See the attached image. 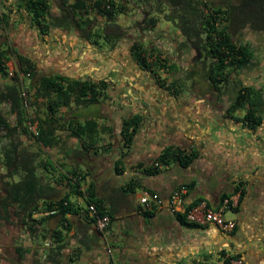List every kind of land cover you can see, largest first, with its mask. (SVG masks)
Returning a JSON list of instances; mask_svg holds the SVG:
<instances>
[{"label": "crops", "instance_id": "0c3cea01", "mask_svg": "<svg viewBox=\"0 0 264 264\" xmlns=\"http://www.w3.org/2000/svg\"><path fill=\"white\" fill-rule=\"evenodd\" d=\"M5 1L7 6L11 5L8 9L9 19L16 27L12 31L14 40L27 51L36 68L51 61L62 64V59L55 60L56 51L50 50L46 56L47 46L33 39L36 31L27 24L24 12L15 9L12 0ZM15 11L19 13L13 14ZM50 14H56L53 5ZM92 15L89 12L87 17ZM51 33L64 45L63 52L73 50L79 56L74 64L57 66L56 74L80 81L84 73L87 79L104 76V65L97 64L90 48L81 44L77 49L80 44L76 45L75 37L65 34L63 37L57 29ZM66 38L74 39V47L64 42ZM80 70L84 71L79 74ZM143 81L144 94L130 95V89L121 90L115 105L111 99L99 96L92 104L71 102L60 107L55 116L61 127L55 130L56 140L50 146L30 140L28 134L24 136L26 145L33 146L30 152L38 162L39 175H34L39 210L59 199L77 210L40 216L34 232L25 228L24 211L12 203L9 228L3 234L4 238L12 236V251L7 255L0 247V264H225L223 251L232 253L224 247L226 240L233 250H241L257 239L261 243L250 245L245 253L237 255L244 264H264V235H249L253 226L264 228V145L257 148L253 139L236 140L238 127H234V112L228 117L214 116L212 109L202 106L201 98L186 94L171 98L157 87L160 84L156 85V80ZM44 114L42 111L40 118ZM131 116L140 118L139 126L128 147L121 148V122ZM188 119L191 125L198 124L192 138L183 137L188 133L182 136L176 132L189 127ZM88 120L97 125L93 135L69 136L66 130L69 122ZM211 127H215L216 137L210 138ZM241 130L250 133L246 127ZM166 147L184 151L186 155L193 153L194 158L184 167L174 161L157 163V155ZM46 159L51 160L53 173L46 170ZM247 163L252 165L247 167ZM16 174L19 178L22 175L20 171ZM16 174L10 175L11 183L19 180ZM179 185L188 186L186 205L204 200L208 208L216 210L223 199L234 197L235 205L228 200L223 209V215L234 221L229 238L222 236L211 223L189 226L170 214L165 206H153L147 211L138 202L143 190L166 199ZM86 193L99 200L110 217L103 241L84 215ZM220 247H223L221 254L217 253L220 257H214L213 252ZM194 257L208 263H200Z\"/></svg>", "mask_w": 264, "mask_h": 264}, {"label": "trees", "instance_id": "16d2710c", "mask_svg": "<svg viewBox=\"0 0 264 264\" xmlns=\"http://www.w3.org/2000/svg\"><path fill=\"white\" fill-rule=\"evenodd\" d=\"M12 1L20 11L24 12L30 23L36 26L40 34L43 35L49 28L74 29L79 37L86 40L93 35L88 29L92 22L87 17L89 12L103 19L106 26L114 31L120 26L114 24L113 19L126 12L128 4H134L141 13H159L165 22L174 26L182 38L181 44L194 50L200 56V72L198 73L214 90H218L220 85L222 87L228 85L231 76L237 72L256 65L249 44L236 39L241 36L242 31L246 29L252 33L264 34V0H154L153 3L151 0H136L134 3L131 0L117 2L114 0ZM6 5L5 0H0V31L9 20V15L3 11V9L11 11L8 9L9 5ZM52 5L56 9L54 15L50 14ZM146 5L149 7L145 11ZM165 9H168V13L164 12ZM155 17L148 18L149 28L155 27L157 23ZM116 35L112 32L105 37ZM95 36L98 34L95 33ZM98 37L104 36L99 35ZM2 45L3 43H0V77L4 78L7 75L5 63L10 54L13 56L14 49H2ZM153 51L154 49L151 48L147 52L141 45L132 47L134 53L132 55L137 65L153 73L157 83L164 85L174 95H178L182 89V82L179 79H173L165 84L164 80L157 76L160 71H171L174 65L170 64L168 58L159 51L154 53ZM16 60L18 69L10 77L11 84L0 85V103L8 104L9 111L14 116V123L10 125L0 113V133H3V137L7 139L6 143L1 146V161L9 175H15L18 171L22 173L19 180L10 185L9 195L11 202L18 204L19 208L24 211L27 228L35 232L39 220L31 219L30 215L32 212L39 211L35 202L37 179L34 175V168L29 165L28 157L30 156H27V152L18 149L20 144L18 135L28 134L42 146L52 145L56 140L55 130L61 127L59 119L55 116L56 111L60 107H67L71 102L78 104L104 96L105 85L104 83L93 84L87 80H72L60 74L39 75L30 85L32 90L30 106L36 107V103L42 105L45 114L43 118H36V135H33L28 132L24 124L26 119L22 108L23 99L20 95L24 80L19 81V76L28 74V77H33L36 72L35 64L29 58L19 54H16ZM194 74L196 72L193 70L189 72V75ZM243 91L248 94L241 93ZM252 91V88L240 85L237 95L233 96L226 109V114L229 116L236 110L243 111L244 114L236 121L249 130L255 129L260 123V115L257 112L259 94L256 92L253 94ZM139 122L140 118L137 116L121 122V148H126L131 143ZM96 127L95 122L88 120L83 123L69 122L66 130L69 136L81 138L85 135H93ZM15 134L17 135L16 141L13 140ZM193 158V153L186 155L180 150L166 147L157 155L156 162L167 164L169 161H174L184 167ZM115 171H117L116 168ZM84 201L85 204H94L99 214L109 216L102 203L92 194L86 193ZM70 207L67 202L59 199L56 202L47 203L41 210L55 209L56 213L61 214L77 210ZM177 218L180 222L189 225L179 216Z\"/></svg>", "mask_w": 264, "mask_h": 264}, {"label": "flooded vegetation", "instance_id": "af4514ba", "mask_svg": "<svg viewBox=\"0 0 264 264\" xmlns=\"http://www.w3.org/2000/svg\"><path fill=\"white\" fill-rule=\"evenodd\" d=\"M15 9H18V8L16 7ZM24 22H25V20H22V23H24ZM27 24L31 28H34V30L36 31L35 35L33 34V39L35 37V38H37L36 40L38 41V43H41V45L47 46L48 51H47L46 56H48L50 50L58 51V48H57L58 45L57 44H59L60 41L57 40L58 38L56 37L55 34L53 35V33H51V31L53 29H57V28H49L47 30V32L42 35L39 33L36 26L32 25L29 20H27ZM91 25L88 29H89V32L93 35H91L88 40L79 37L76 30H74V29H70V30L57 29V31H59L62 34V36L64 34L67 36L70 33H72L71 37H75V40L77 41L76 45L81 44L82 42L86 43L89 46L88 48H90L89 49L90 54L95 55L94 58L96 60H98L97 64L104 65V68H105L104 76H99V77L94 76L90 79H87L86 78L87 74L84 73V74L80 75L79 78H83V80H88V81L92 82L93 84L101 85V83H104L105 89H104V96H102V97H104L106 99L107 98L108 99L117 98L119 95H121L120 91L126 90V89H130V91H129L130 95H136L137 93L141 94V95L144 94V92H146V91L143 90L145 88V85L142 86V81L146 80V78H150V79H153V81H155V75H153V73H150L149 71L143 69L141 66L137 65L136 61L133 58L132 54H134V53L132 52V47H133V45H141L142 44L141 43L142 38H140L138 36V34L137 35L132 34L131 38L128 40L129 37H127L126 33H124L120 27L114 31V29L107 27L105 22L103 24H99V25H95L94 23L91 22ZM10 27H11L10 29L12 31L15 28L14 26H10ZM138 28H140V27H138ZM151 28L148 27L149 30H151ZM112 32H115V34H117V35L105 37L107 34L112 33ZM95 33H97L98 36L103 35L104 37L100 38L98 36H95ZM50 34H52V36ZM126 40H127V45H126L125 49L127 50V58H128L129 65H126L125 61L122 62L121 58L118 59V56H119L118 54L114 55L115 53H117V49H119L121 47V45L123 44V42ZM60 45L62 47L63 44H60ZM13 46L14 45H12L11 47L14 50H18V49L20 50L21 49L19 46L16 49ZM188 50H190V48H188ZM59 51L61 52V54L64 53L63 50H59ZM194 53H195V55H193L191 57V60H193L192 62L194 64H199L200 63L199 62L200 56L195 51H194ZM19 55L25 56V57L29 58L30 60H32L29 57L27 51H25V50L22 51V54L19 53ZM55 55L57 56V52H55L54 56ZM60 57L61 56H59V58ZM76 57L79 58V56H76ZM85 57L87 60H90L87 56H85ZM166 57L169 58L168 55H166ZM62 58L65 59L62 62L63 65H64V63L70 64L71 62H73L72 60L69 61L70 55H68V54L65 56H62ZM56 59L57 58H55V60ZM55 60L53 59V61H55ZM57 66H60V65L54 64L51 61V63H49L48 65H45V66L43 65L41 67L42 73L39 72L40 67L38 68L39 71H37V72L40 73L39 75H46V76L54 75L56 73H59ZM183 70L188 71L187 72L188 75L186 76V77H188V79L186 80V82L188 83V86H184L182 84L183 90L181 89V91L178 93V95H174L173 93H171V91L167 90V88L165 86L160 85L157 87L158 88L160 87L162 89V91H164L165 94H167L168 97H171V98H177L179 95H182V94H186V95H189L191 97L201 98V101L203 103L202 106L204 108H207V109H212V111L214 112V116H217L215 114H220L222 116L226 115L228 117V115L226 114V109H227V106H228V104L232 98L229 97V93L222 91V85H220L218 90H214L211 87V85H209V83L200 75V78L203 81V88H202L203 90L202 89L197 90V89H195V85H194V80H193L194 75H189V72L191 71V69L190 68H183ZM83 71L84 70H80L79 74ZM38 73H37V75H38ZM39 75L37 77H39ZM172 80H170V81H172ZM155 84L159 85V83L158 84L155 83ZM240 85L243 87L252 88L253 94H255V92L259 94V102H258L259 105L257 108V112L260 115V123L255 129L250 130V133L252 135V139L255 142L259 140V143L256 144L257 148H258L259 145H264V97H262V95L260 94V92H259L260 89L255 87L253 83L250 82V84H249V82H248V84L244 85L242 83H237L233 79V81L230 83V87L232 89V93H234V97H235V95H237V89H238V87H240ZM241 93L248 94L247 92H244V91ZM249 95H250V93H249ZM123 97L124 96H122L121 99H123ZM224 98L230 99L227 102V104H223L222 99H224ZM243 114H244V112L239 111V110H236L234 112V127H235V129H237V127H238L237 131H240L239 128L240 129L244 128L242 123L236 121V119L238 117H241ZM237 134H238V132H237ZM238 139H239V137H238ZM260 141H261V143H260ZM182 152H184V151H182ZM2 165H3V162L0 159V247H2L4 253L9 255L12 251L11 250L12 247L10 246L12 243L10 238H12V236L10 235V237L6 236L7 238H4L3 234H4L5 230L7 228H9L8 222H9V217H11V213H12V209H11L12 202H11L10 195H9V187H10V185H12V183H11V177L12 176H10L6 172V168L2 167ZM4 169H5V171H3ZM25 225L26 224H24V226ZM24 226H22V227H24ZM26 226H25V228H27ZM96 233L99 236L100 235L103 236L101 233H98V232H96ZM6 241H8V242H6ZM222 249H223V247L218 248L215 257H217V258L220 257ZM219 252H220V254L218 255L217 253H219Z\"/></svg>", "mask_w": 264, "mask_h": 264}, {"label": "rangeland", "instance_id": "374dc122", "mask_svg": "<svg viewBox=\"0 0 264 264\" xmlns=\"http://www.w3.org/2000/svg\"><path fill=\"white\" fill-rule=\"evenodd\" d=\"M114 1H119V0H114ZM128 1V0H127ZM133 3L136 0H131ZM151 2L153 3L154 0H151ZM7 6V5H6ZM11 6V5H9ZM146 10H148V5H146ZM6 10V9H5ZM3 9V11L9 15L10 12L5 11ZM165 13H168V9H165L164 11ZM15 13H19V12H14ZM157 19V23L155 24V27L151 28V30L148 29V18L150 17H154ZM88 18H90V20H92V23H94L95 25H99V24H103L104 21L103 19L99 18V17H95L94 15L89 16ZM114 24L120 26V28L123 30L124 33H126L128 40L131 38V35H137L142 38V48L145 49L147 52H149V50L152 48L154 49L153 53L156 51H159V53H161L163 56L166 57V55L169 56L168 60L170 62V64L174 65V68L171 71H160L157 73V76L161 79L164 80L165 83H168L170 80L172 79H179L182 84L184 86H188V83L186 82V80L188 79V77H186L188 75V71H184L183 68H190L191 70L195 71L196 74H194L193 76V80H194V85H195V89L199 90L203 88V81L200 78V65L199 64H194L191 60V57L193 55H195L193 50H188V48L184 45L181 44L182 38L180 37V35L178 34V32L175 30L174 26L169 23V22H165L162 15L159 13H141L139 9H137V7H135L134 4H128L127 5V10L126 12H124L123 14H119L115 19H113ZM15 23L11 22V19L8 20V23L5 25V27L2 29V31H0V43H3V45L1 46L2 49H12V45H14L13 47L16 49L18 46V44L16 43V40H14L15 37V32H12V30L10 29V26H14ZM17 25V24H16ZM92 26V25H91ZM140 27V28H138ZM16 28V27H15ZM110 31V30H109ZM69 36H72V33L69 34ZM66 37V36H63ZM242 42L248 43L249 46L251 47L252 51H253V56H254V60L256 65H254L253 67H250L248 69L245 70H241L239 72H237L236 74L232 75L230 78V81L228 83V85L223 86L222 87V91L229 93V97L233 98L234 93H232V89L230 87V83L233 81H236L237 83H242V84H250L253 83L255 87H257L258 89H260V94L262 95V97H264V34L262 33H257V32H250L246 29H244V31H242L241 36L239 38H236ZM72 40L74 39H70L66 38L64 42H66L67 44H69L70 46L72 45L74 47L75 42H73ZM125 42V43H124ZM123 44L121 45V47L119 49H117V53H115L114 55H119L118 59L121 58L122 62H126V65H129L128 62V58H127V50L126 45H127V40L124 41ZM82 45H84L85 48L89 47L86 43H81ZM81 44L77 47V49H80ZM86 44V45H85ZM58 45V51L57 52V59L58 61L61 59L65 60L62 58V56L65 55H74L72 56V61L70 64H74V62L77 60V54H73V50L68 53L64 52L63 54H61V52L59 50H63V48L61 47L60 43L57 44ZM64 46V45H62ZM69 46V47H70ZM87 46V47H86ZM72 47V48H73ZM71 47L69 49H72ZM23 48H21L20 50H14V54H12L13 56H9L8 61L5 63V66L7 68V73L9 71H11L12 73L15 72L18 69V63L16 60V54H22ZM59 56H61L59 58ZM149 57V56H148ZM97 58V57H96ZM150 60H152V58H149ZM98 61V60H97ZM85 62V59H83V64ZM61 66L63 64H60ZM98 66V65H97ZM181 67V68H180ZM36 72L34 73L33 77H28L27 79H23V83L26 89H28V91L32 94V90H31V84L32 82L36 79V77L42 73L41 71V67H40V71L38 70V68H36ZM37 71H39L40 73H38ZM38 73V75H37ZM11 84L10 81V76H8V74L2 78L0 77V85L3 84ZM183 90V88H182ZM203 90V89H202ZM127 98H130L129 95H125ZM118 98V97H117ZM114 98L111 99L110 102L112 104H116L118 103V99ZM29 100L32 102L31 97H29ZM223 100V104H227V102L230 99H222ZM231 101V100H230ZM88 103L92 104L93 103V99L92 100H87ZM40 103V102H39ZM89 105V104H88ZM9 105L8 104H4V103H0V113L2 115V117H4L8 124L12 125L14 123V116L13 114H11V112L9 111ZM42 111H44V107L42 105H39L38 103H36V107L35 106H31L30 107V118H31V123H35L36 122V118L40 117L42 114ZM240 131L238 132V137L236 140H247V139H252V135L251 133H244L243 131H241V129L239 128ZM262 130V129H261ZM25 135H22L20 137H23V140H21L18 149H21L22 152H27V156L30 159V166L34 168V173L35 175H39L37 174L38 172V162L35 159V154L31 153L33 151V146L28 147L25 143ZM31 137V136H30ZM29 139L33 140L32 137ZM263 137V136H262ZM17 135L15 134L13 139L16 141ZM6 138L3 137V133H0V141L3 143L5 141ZM2 143L0 144V154H1V146ZM257 143H259V140L257 141ZM261 143V141H260ZM260 146V145H259ZM31 151V152H30ZM2 156H0L1 159ZM45 160V159H44ZM47 162V166H46V170L48 171V173H53L52 170V163L50 159H46ZM2 167H4L2 165ZM5 171V169L3 170ZM19 178V174H16V179Z\"/></svg>", "mask_w": 264, "mask_h": 264}, {"label": "built area", "instance_id": "2783aa9c", "mask_svg": "<svg viewBox=\"0 0 264 264\" xmlns=\"http://www.w3.org/2000/svg\"><path fill=\"white\" fill-rule=\"evenodd\" d=\"M8 76H12V72L9 71ZM28 78V74L25 76L20 75L19 81ZM24 87L21 88L20 95L23 99L22 108L25 113L26 123L28 132H31L33 135H36V122L31 123L30 118V100L29 97L31 93ZM187 193V187L185 185H179L175 187L166 199H162L157 193L143 190L138 198L139 204L144 208V210L150 211L153 209V206L161 207L165 206L174 216H179L183 221L192 226H203L207 223L215 225L218 231L224 237H230L234 228V221L230 219L223 218V209L227 205L228 200H230L235 205L234 197L225 198L222 200L221 207L212 210L206 206L204 200H199L194 204L186 205L185 195ZM84 215H86L88 220H92L91 223L96 230V232L105 234L110 225V218L106 214H99L94 206V204L89 203L84 205ZM56 210L51 209L49 211L39 210L38 212H32L30 218L33 220L38 219L40 216L52 215L55 214ZM225 247V246H224ZM107 253L110 250L106 251ZM223 257L225 264H244L243 259L237 254L228 252L227 250L223 251ZM114 264V263H113Z\"/></svg>", "mask_w": 264, "mask_h": 264}, {"label": "water", "instance_id": "95a60500", "mask_svg": "<svg viewBox=\"0 0 264 264\" xmlns=\"http://www.w3.org/2000/svg\"><path fill=\"white\" fill-rule=\"evenodd\" d=\"M189 121V127L186 129V130H184L183 132H180V131H176V132H179V133H181L180 135H182L183 136V133H188V134H186V135H184L183 137H190V138H192V137H194L193 135H194V133H197V131H196V126L198 125L197 123H194V124H192L191 125V120L190 119H188ZM175 132V133H176ZM208 132L210 133V138L211 137H216V133H217V131H216V129H215V127H211L209 130H208ZM248 156H254V155H251V154H249ZM252 164H250V163H247L246 164V166L248 167V166H251ZM229 213H232L231 211H229ZM223 218L224 219H227L224 215H223ZM255 226H253V227H251V229H250V233H249V235L250 236H255L256 235V237L257 236H260L261 234H263L264 235V228L262 227V226H260L259 228L258 227H255ZM100 238H102V241H103V236H101L100 235ZM229 238V237H228ZM226 242H227V245L225 246V248H227L228 250H230L232 253H235V254H237V253H245L246 251H247V248L250 246V245H253V244H259V243H261V240H253L252 242H250L249 243V245L245 248V249H241V250H233L232 249V247H231V245L229 244V241H227L226 240ZM217 250H218V248H216V250L213 252V256L215 257L216 256V252H217ZM195 258V257H194ZM196 259V261H198V262H200V263H208V260H204V259H200V258H195ZM189 264H192V263H189Z\"/></svg>", "mask_w": 264, "mask_h": 264}]
</instances>
